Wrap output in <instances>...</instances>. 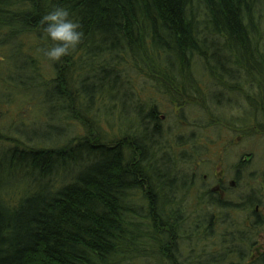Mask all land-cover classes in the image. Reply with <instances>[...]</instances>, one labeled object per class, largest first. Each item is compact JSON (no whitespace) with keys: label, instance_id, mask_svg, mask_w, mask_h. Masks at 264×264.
Returning a JSON list of instances; mask_svg holds the SVG:
<instances>
[{"label":"trees","instance_id":"trees-1","mask_svg":"<svg viewBox=\"0 0 264 264\" xmlns=\"http://www.w3.org/2000/svg\"><path fill=\"white\" fill-rule=\"evenodd\" d=\"M56 4L84 36L52 63ZM0 54L45 117L0 126V264H264L258 202L197 195L202 145L178 135L185 115L201 139L210 120L264 137V0H0Z\"/></svg>","mask_w":264,"mask_h":264},{"label":"rangeland","instance_id":"rangeland-1","mask_svg":"<svg viewBox=\"0 0 264 264\" xmlns=\"http://www.w3.org/2000/svg\"><path fill=\"white\" fill-rule=\"evenodd\" d=\"M27 44H29L31 41ZM27 53H30L29 50L25 49ZM4 54V53H3ZM1 57V54H0ZM3 67V73H0V126L1 127H9L11 128L10 122H13L14 125H27L30 126L33 122L35 123V127H38L41 122L45 121V117L41 112L38 113L36 107V100L33 98H29L23 94H20L15 91H10V88H6L2 79L5 78V68ZM40 73L44 78H48L49 75V67L47 65H42V70ZM165 112V110H163ZM41 113V115H40ZM171 113V112H170ZM170 113L168 115H170ZM175 116L180 115V111L176 110L174 112ZM212 116L214 118L218 117L217 110L212 111ZM182 116V115H181ZM182 121V127H184L185 132L182 134H178L179 137L194 139L199 138L198 133L194 132L197 128H189L194 123H191L189 119ZM210 117H206L208 121ZM215 120V119H214ZM210 139L211 143L214 146H210L208 143V135L206 139L198 140L199 144L202 145L200 149L203 151L202 159L199 166V175L200 179L198 181L201 190L197 195H202V193L209 191L208 185H210V189L214 186L215 181L221 175H224L228 181H231L233 177L238 179L237 184L234 189H230L229 195L230 198L233 199L234 203H244L245 199L248 197H253L254 202L257 203V207L259 208L260 214H264V196H261L262 189L259 187L264 184V137L253 132L252 129H248L241 133H227L225 127H216L213 126L212 120H210ZM216 123V120H215ZM201 120H197L195 125L198 127L201 125ZM174 123H168V127H173ZM19 128V126H15L12 130ZM194 128V130H193ZM103 130H108L106 126H103ZM7 130H2L3 134L8 135ZM67 132L71 134V138L84 134V130L79 125L74 127H67ZM8 136L13 137V135L9 134ZM16 139V138H14ZM23 140V139H20ZM230 142V145L226 144V141ZM205 144V146L203 145ZM204 146V147H203ZM59 147V146H58ZM226 147V149H225ZM10 149L9 143H0V151L3 149ZM1 155V153H0ZM247 156V157H245ZM249 164L243 168L240 167V172L236 171V166L238 164V160L248 158ZM239 169V168H237ZM203 176L207 177L208 183L203 179ZM15 181H12L10 185H13ZM12 193V191L10 192ZM13 193H16V189H14ZM260 202V204H259ZM251 215L248 213V210L243 213V216ZM253 218V217H251ZM264 248V236H261L259 239V244L256 247L255 251H261Z\"/></svg>","mask_w":264,"mask_h":264},{"label":"clouds","instance_id":"clouds-1","mask_svg":"<svg viewBox=\"0 0 264 264\" xmlns=\"http://www.w3.org/2000/svg\"><path fill=\"white\" fill-rule=\"evenodd\" d=\"M42 38L50 42L46 58L52 63H59L72 55L82 42L84 33L81 24L69 7L56 4L41 18Z\"/></svg>","mask_w":264,"mask_h":264},{"label":"flooded vegetation","instance_id":"flooded-vegetation-1","mask_svg":"<svg viewBox=\"0 0 264 264\" xmlns=\"http://www.w3.org/2000/svg\"><path fill=\"white\" fill-rule=\"evenodd\" d=\"M180 139H181V137H180ZM200 140H202V139L200 138ZM208 143L210 145V133L208 135ZM203 179L208 183L206 176H203ZM235 185H236L235 178H233L231 181H228L227 178H226V176L221 175L220 177H218L216 179L215 184L211 188V190H213L215 192L219 191L223 195L224 192H228V191H230V189H234L235 188ZM208 186H209L208 187V190H210V185H208ZM255 210H256V212H259V208L258 207H256ZM261 236H264V235L261 234L260 237Z\"/></svg>","mask_w":264,"mask_h":264}]
</instances>
